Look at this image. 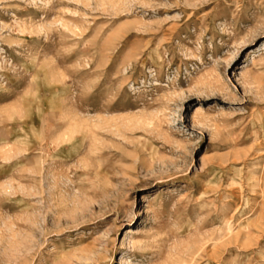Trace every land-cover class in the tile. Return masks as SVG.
<instances>
[{"label": "rangeland", "instance_id": "rangeland-1", "mask_svg": "<svg viewBox=\"0 0 264 264\" xmlns=\"http://www.w3.org/2000/svg\"><path fill=\"white\" fill-rule=\"evenodd\" d=\"M0 264H264V0H0Z\"/></svg>", "mask_w": 264, "mask_h": 264}]
</instances>
